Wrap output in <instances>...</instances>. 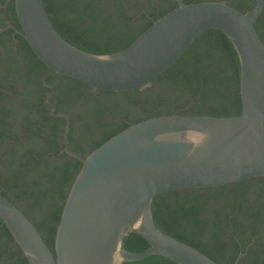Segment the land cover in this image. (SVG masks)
Returning <instances> with one entry per match:
<instances>
[{
	"label": "trees",
	"instance_id": "obj_1",
	"mask_svg": "<svg viewBox=\"0 0 264 264\" xmlns=\"http://www.w3.org/2000/svg\"><path fill=\"white\" fill-rule=\"evenodd\" d=\"M210 0H185V3ZM246 12L255 0H228ZM57 32L85 51L109 54L126 48L154 20L177 7L172 0H44ZM2 5H5L4 7ZM20 29L14 0H0V28ZM254 26L264 41V8ZM44 77L46 83L44 84ZM240 62L221 31L197 36L181 57L142 89L95 90L53 74L13 29L0 32V194L35 225L54 251L56 227L81 167L63 150V117L70 118V148L87 156L111 136L142 120L170 114L234 116L241 112ZM153 219L163 232L218 264H264V176L225 185L156 195ZM123 248L149 245L131 231ZM0 264H28L0 220ZM124 264H177L150 255Z\"/></svg>",
	"mask_w": 264,
	"mask_h": 264
},
{
	"label": "water",
	"instance_id": "obj_2",
	"mask_svg": "<svg viewBox=\"0 0 264 264\" xmlns=\"http://www.w3.org/2000/svg\"><path fill=\"white\" fill-rule=\"evenodd\" d=\"M177 2L176 8L154 20L123 50L96 54L57 32L44 0H14L20 29L10 28L53 74L95 90L146 87L209 29L228 37L240 62L239 115L151 117L111 136L85 157L70 148L69 116L55 112L48 94L51 114L65 119L63 150L81 167L65 198L54 251L33 222L0 194V220L28 264H124L150 255L177 264H218L159 229L151 203L164 192L264 176V42L254 26L264 0H255L246 12L221 1ZM44 84L50 86L45 77ZM129 231L149 246L139 252L123 248Z\"/></svg>",
	"mask_w": 264,
	"mask_h": 264
},
{
	"label": "flooded vegetation",
	"instance_id": "obj_3",
	"mask_svg": "<svg viewBox=\"0 0 264 264\" xmlns=\"http://www.w3.org/2000/svg\"><path fill=\"white\" fill-rule=\"evenodd\" d=\"M172 1H175V2H177V0H172ZM195 1H197V0H195ZM210 1H221V2H226L227 4H229V1L228 0H210ZM184 2H185V0H184ZM194 3V2H193ZM177 4H178V2H177ZM3 7L5 6V5H2ZM11 26H14V25H10V24H8L7 26H5V27H3V28H0V32H2L3 30H5V29H7V28H10ZM16 27V26H15ZM12 29V28H11ZM19 29V28H18ZM15 31V30H14ZM16 32V31H15ZM17 33V32H16ZM19 34V33H18ZM264 42V41H263ZM51 93V95H52V92H50ZM70 119V118H69Z\"/></svg>",
	"mask_w": 264,
	"mask_h": 264
}]
</instances>
